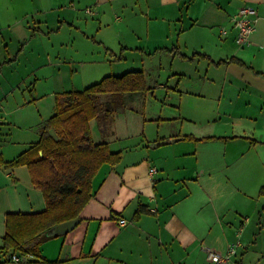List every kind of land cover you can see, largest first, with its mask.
Here are the masks:
<instances>
[{
	"label": "crops",
	"instance_id": "1",
	"mask_svg": "<svg viewBox=\"0 0 264 264\" xmlns=\"http://www.w3.org/2000/svg\"><path fill=\"white\" fill-rule=\"evenodd\" d=\"M244 5L254 9L255 24L249 43L239 45L231 17ZM108 16L117 33L127 30L120 40L110 37L112 46L95 39L89 23ZM51 36L61 44L90 38L86 50H76L88 58H71L92 64L87 77L100 65L113 69L109 75L134 71L119 70L132 54L142 61L163 53L170 62L159 60L150 86L140 69L145 89L123 94L103 132L91 120L92 139L121 159L99 167L80 222L42 242L40 256L12 263L1 249L5 213L39 211L45 201L27 167L7 163L39 140L56 94L75 90L64 88L51 59ZM101 42L106 52L94 45ZM94 52L102 53L88 56ZM25 55H32L31 68L21 73ZM140 101L139 108L127 106ZM125 109L137 125L115 123ZM212 141L223 142L224 161H207ZM0 161L1 264H208L207 249L223 253L234 236L242 239L246 225L238 233L231 216L246 223L243 205L264 184V0H0ZM149 167L156 169L152 177ZM239 243L243 249L229 264H264V252L250 256Z\"/></svg>",
	"mask_w": 264,
	"mask_h": 264
},
{
	"label": "trees",
	"instance_id": "2",
	"mask_svg": "<svg viewBox=\"0 0 264 264\" xmlns=\"http://www.w3.org/2000/svg\"><path fill=\"white\" fill-rule=\"evenodd\" d=\"M143 89V73L134 70L104 76L82 90L56 94L55 113L40 128L39 140L7 163L25 165L45 201L39 211L5 213L1 249L8 252L9 261L12 254L40 256L41 243L51 238L45 234L50 227L79 218L91 198V182L99 167L121 159V153L112 151L106 142L92 139L90 122L95 119L103 132L114 109L123 105V94ZM101 95L107 98L102 100ZM259 193L264 195V184Z\"/></svg>",
	"mask_w": 264,
	"mask_h": 264
},
{
	"label": "rangeland",
	"instance_id": "3",
	"mask_svg": "<svg viewBox=\"0 0 264 264\" xmlns=\"http://www.w3.org/2000/svg\"><path fill=\"white\" fill-rule=\"evenodd\" d=\"M82 16H86V14H84V9H82V11H80ZM55 14H53L51 12V16H53ZM88 19H90V16H87ZM115 19V18H114ZM112 17H106L103 18V24H98L97 20H93L89 23L93 24V34L95 36V39H105L110 46H112V41H110V37H114L115 39H119L120 40V36L121 34H123L125 31L127 30H120V33H117V30L112 28L113 24H116ZM32 26V25H31ZM100 26V30L99 32L96 34L95 29ZM65 27V26H64ZM66 33H71L72 30H70L69 28H64V30ZM78 32V31H77ZM73 33V32H72ZM75 33V32H74ZM91 33V34H92ZM119 35V36H118ZM130 35V34H128ZM91 42L90 38L87 39L86 37H84L80 42H77L75 40L74 45L73 43H70L69 40H66L64 42V44H61L58 38H55L54 36H51V42L54 46L51 47V55L53 61H54V65L59 64V75L60 77L63 79V81L66 83L65 85V89H71L74 88L75 90H82V88H84L86 82H89L91 80H94L98 77H102L109 75V73H113V69H111L108 65H100V70L98 72V75L96 76V74L94 76H90L87 77L85 72H86V68L89 65H92L89 62H83V63H77L76 61H71V58H73L75 60V58H77L76 60H86L87 54H85L86 51H80L77 53L76 50H86V47L89 46V42ZM59 42V43H57ZM55 43H57V45H54ZM92 43V42H91ZM46 46L49 47V43L46 42L45 44ZM97 45L101 48V50L105 51L104 49V44L101 42V44H94ZM56 47V48H55ZM106 52V51H105ZM100 53H90L88 54V56H96ZM34 55V54H33ZM133 56L129 57L128 60L124 61L119 70H124V69H128L131 67H135L136 69H132V70H140L141 68L143 69L145 76L147 78V85H151L152 84V80L156 78V71L155 68L158 65V62L160 59H162V62L164 61L165 64H163V66L168 67L169 65V59L166 60L164 59V56H167V54H163V53H155V55L152 56H144L142 55L143 60L141 61L140 56H135V54H132ZM162 55V56H159ZM32 56V55H30ZM30 56L25 55V57H22L21 59V63H20V71L21 73H23L25 71V69H22V67H28L31 68V59ZM102 56V55H101ZM107 56H109L107 54ZM147 57V58H146ZM87 64V65H84ZM72 71V72H71ZM56 72V71H54ZM73 74V75H72ZM92 77V78H91ZM96 82V81H95ZM93 84V83H91ZM90 85V84H89ZM87 85V86H89ZM50 88H54L51 87ZM60 88V87H59ZM143 92V91H141ZM107 98L106 95H101L102 100H105ZM150 105H154L155 102L153 100H150L148 102ZM127 104V103H125ZM141 104H143V102H129L127 104L128 108L129 107H136L139 108V106H142ZM130 112L128 110H124L122 113L118 114L116 119H115V123L120 125V126H124V125H131V126H135L137 125V121L138 119H132L129 118ZM148 124H146V128H151L150 126H148ZM184 126L187 127H192L193 124H190L188 122L183 123ZM203 129V128H202ZM202 129H199V132H201ZM222 144L223 142L221 141H212L209 142L207 145V155H213V158L209 159L207 158V161H224L221 158V153H222ZM218 154V155H217ZM220 154V155H219ZM228 155V153H227ZM260 188V187H259ZM245 206V208L243 209V215H246L248 219V221H244L246 223H243L242 225L239 223L240 217L243 218L242 216L233 214V217L230 215V213H228L227 218H229V216H231V218L234 219V227L236 230H239L240 227H242L244 224L246 225L245 227V233L242 237V239L240 240V235H236L233 237V239H231L230 243H236L237 241L241 242L243 244V246H248L249 248V255L252 256H260L262 254V252H264V229H262V225H264V195H261L259 193V189H258V193L254 194V197L252 199H247L246 203L243 205ZM260 221V222H259ZM238 233H240V230L238 231ZM217 235V232H213L211 234V237H214ZM208 244V243H207ZM213 249V248H211ZM243 248H238L236 247L237 253L236 255H239V251H241ZM216 250V249H213ZM218 251V250H216ZM220 252V251H219ZM236 252V251H235ZM222 253V252H221ZM235 254V253H234ZM233 254V255H234ZM235 255V256H236ZM235 256H233V259L235 258Z\"/></svg>",
	"mask_w": 264,
	"mask_h": 264
},
{
	"label": "built area",
	"instance_id": "4",
	"mask_svg": "<svg viewBox=\"0 0 264 264\" xmlns=\"http://www.w3.org/2000/svg\"><path fill=\"white\" fill-rule=\"evenodd\" d=\"M86 12H90V9H86ZM254 9L248 5L240 7L234 15L231 17L232 26L236 29L235 42L239 45H245L249 43L250 34L254 30V19L252 14ZM1 167V161H0ZM156 172L155 167H149L148 174L152 177ZM120 225L126 224V220L123 218L118 219ZM239 242L230 243L227 246L225 252L221 253L213 249H207V261L208 264H229L231 262V257L236 251V247L239 246ZM11 261L14 263L20 262V256L17 254L11 255Z\"/></svg>",
	"mask_w": 264,
	"mask_h": 264
},
{
	"label": "water",
	"instance_id": "5",
	"mask_svg": "<svg viewBox=\"0 0 264 264\" xmlns=\"http://www.w3.org/2000/svg\"><path fill=\"white\" fill-rule=\"evenodd\" d=\"M80 222L79 218H74L66 220L60 223H57L50 227L46 232V236L54 237L58 235H64L70 232L78 223Z\"/></svg>",
	"mask_w": 264,
	"mask_h": 264
}]
</instances>
